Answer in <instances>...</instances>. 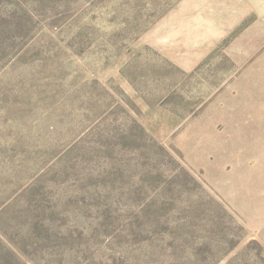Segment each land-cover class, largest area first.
I'll return each mask as SVG.
<instances>
[{
    "label": "rangeland",
    "instance_id": "obj_1",
    "mask_svg": "<svg viewBox=\"0 0 264 264\" xmlns=\"http://www.w3.org/2000/svg\"><path fill=\"white\" fill-rule=\"evenodd\" d=\"M0 264H264V0H0Z\"/></svg>",
    "mask_w": 264,
    "mask_h": 264
}]
</instances>
